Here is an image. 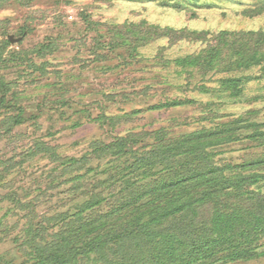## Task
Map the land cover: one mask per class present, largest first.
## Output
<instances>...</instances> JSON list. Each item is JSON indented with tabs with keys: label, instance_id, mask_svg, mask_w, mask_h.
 <instances>
[{
	"label": "rangeland",
	"instance_id": "374dc122",
	"mask_svg": "<svg viewBox=\"0 0 264 264\" xmlns=\"http://www.w3.org/2000/svg\"><path fill=\"white\" fill-rule=\"evenodd\" d=\"M142 21L209 32L212 40L228 31L235 40L237 33L264 32V0L0 3V42L10 41L11 36L22 39L9 43L4 50L0 47V80L11 89L6 96L9 103L16 102L14 95H21L18 102L27 119L24 125L4 134L3 120L17 111L0 110V258L12 264H32L27 242L35 237L41 242L45 230L49 232L47 238L53 237L61 231L54 221L57 215L75 214L78 206L91 200V194L100 191L99 181L85 172H65L60 162L40 151V142L55 147L68 159L88 156L98 167L110 159L100 162L92 144L97 140L110 143L119 133L124 136L131 130L142 133L162 128L167 129L170 138H179L204 128L219 130L218 124L240 118L264 123V67L230 72L219 62L206 76L200 74L204 68L195 69L194 76H190L175 64L156 65L161 48L166 47V57L174 60L198 54L208 46L200 41L184 39L171 46L168 38L159 39L141 49L147 61L118 72L110 69L118 60L98 62V22L125 25ZM49 45L51 48L44 50ZM229 77L244 80L237 90L228 89L223 80ZM2 95L0 91V99ZM175 101L181 105L150 109ZM137 110L142 111L116 129L98 123L103 114L124 116ZM248 132L239 134L244 138ZM248 146L247 140L233 142L223 148L217 160L240 164L256 153H264L263 148ZM73 187H77V193L72 192ZM8 194L16 195L22 204L10 202ZM104 196L109 198L107 191ZM101 208L108 210L105 204ZM231 264H264V257Z\"/></svg>",
	"mask_w": 264,
	"mask_h": 264
},
{
	"label": "trees",
	"instance_id": "16d2710c",
	"mask_svg": "<svg viewBox=\"0 0 264 264\" xmlns=\"http://www.w3.org/2000/svg\"><path fill=\"white\" fill-rule=\"evenodd\" d=\"M5 1L12 0H0L2 6ZM96 27L98 62L118 60L110 68L117 72L147 61L141 49L163 38H168L171 46L184 39L208 44L198 54L174 60L166 57V47L160 49L157 66L175 64L190 76L203 68L200 74L206 76L219 62L230 72L264 67V32L237 33L233 40L232 33L224 31L212 40L209 32L161 27L147 21L125 25L98 22ZM0 43L4 50L12 42ZM243 80L229 77L223 82L226 88L237 90ZM8 89L0 80V110L17 111L3 120L4 134L27 121L18 102L21 95H14L16 102L9 103ZM166 103L150 109L181 105L178 101ZM141 111L114 117L103 114L98 123L116 129ZM245 119L179 138H170L167 129L161 128L142 133L131 130L124 136L119 133L110 143L97 140L92 144L95 157L100 162L110 159L98 167L88 156L68 159L55 147L40 142V151L60 162L65 172H85L99 181L100 191L91 194V200L78 206L75 214L57 215L54 221L61 231L53 237L47 238L45 230L41 242L36 237L27 242L32 264H231L264 257V153L240 164L217 160L224 147L237 141L247 140L248 147L264 149V123ZM243 130L249 131L244 138L239 134ZM153 138L154 142H146ZM138 145L142 146L136 148ZM77 191L73 187L72 192ZM106 191L109 198L104 196ZM6 197L22 204L16 195ZM104 204L106 212L101 208ZM0 264L12 262L0 258Z\"/></svg>",
	"mask_w": 264,
	"mask_h": 264
},
{
	"label": "water",
	"instance_id": "95a60500",
	"mask_svg": "<svg viewBox=\"0 0 264 264\" xmlns=\"http://www.w3.org/2000/svg\"><path fill=\"white\" fill-rule=\"evenodd\" d=\"M21 40H22L21 38L16 39V38H14V36H11V37H10V41H11L12 43H19Z\"/></svg>",
	"mask_w": 264,
	"mask_h": 264
}]
</instances>
